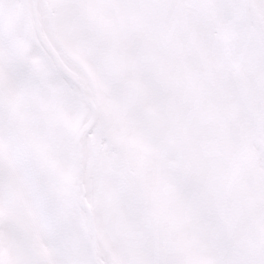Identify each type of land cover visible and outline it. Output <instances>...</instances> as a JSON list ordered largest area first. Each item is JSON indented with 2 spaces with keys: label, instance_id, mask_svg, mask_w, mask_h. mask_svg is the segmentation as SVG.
I'll use <instances>...</instances> for the list:
<instances>
[{
  "label": "snow or ice",
  "instance_id": "1",
  "mask_svg": "<svg viewBox=\"0 0 264 264\" xmlns=\"http://www.w3.org/2000/svg\"><path fill=\"white\" fill-rule=\"evenodd\" d=\"M0 264H264V0H0Z\"/></svg>",
  "mask_w": 264,
  "mask_h": 264
}]
</instances>
